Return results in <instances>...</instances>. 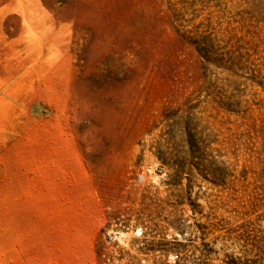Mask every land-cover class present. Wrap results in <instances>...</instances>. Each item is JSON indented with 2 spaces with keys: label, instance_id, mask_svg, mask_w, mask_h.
<instances>
[{
  "label": "rangeland",
  "instance_id": "obj_1",
  "mask_svg": "<svg viewBox=\"0 0 264 264\" xmlns=\"http://www.w3.org/2000/svg\"><path fill=\"white\" fill-rule=\"evenodd\" d=\"M0 264H264V0H0Z\"/></svg>",
  "mask_w": 264,
  "mask_h": 264
},
{
  "label": "built area",
  "instance_id": "obj_2",
  "mask_svg": "<svg viewBox=\"0 0 264 264\" xmlns=\"http://www.w3.org/2000/svg\"><path fill=\"white\" fill-rule=\"evenodd\" d=\"M153 169H155V171H157L158 170V166H154ZM143 180H144L143 175L142 174H138L137 177H136V181L138 183H140V182H143Z\"/></svg>",
  "mask_w": 264,
  "mask_h": 264
}]
</instances>
